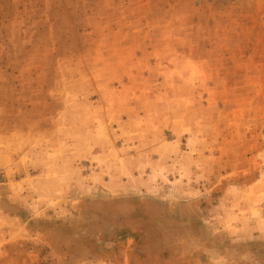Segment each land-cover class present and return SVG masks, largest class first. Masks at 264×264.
<instances>
[{
    "label": "rangeland",
    "instance_id": "374dc122",
    "mask_svg": "<svg viewBox=\"0 0 264 264\" xmlns=\"http://www.w3.org/2000/svg\"><path fill=\"white\" fill-rule=\"evenodd\" d=\"M0 264H264V0H0Z\"/></svg>",
    "mask_w": 264,
    "mask_h": 264
}]
</instances>
